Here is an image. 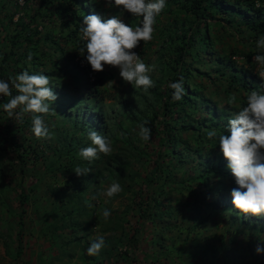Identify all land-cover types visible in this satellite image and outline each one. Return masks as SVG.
<instances>
[{"label": "rangeland", "instance_id": "1", "mask_svg": "<svg viewBox=\"0 0 264 264\" xmlns=\"http://www.w3.org/2000/svg\"><path fill=\"white\" fill-rule=\"evenodd\" d=\"M11 1L22 5L25 0ZM103 1L105 6L109 5L108 0ZM186 1L166 0L165 9L156 17L153 39L141 42L134 49L147 65L154 66V71L150 73L154 86L150 89H155L158 93H164V84L169 78L171 67L169 42L163 41L166 40V34L174 37V27L180 32L182 19L186 16L181 5ZM256 5L263 4L257 1ZM113 15L131 26L139 25L142 19L114 5L104 13V18ZM16 17L17 15L13 20ZM13 27L14 24L10 29ZM213 35L218 38L213 56L226 48L239 49L232 57L236 66L247 67L250 72L256 73L258 78L252 82L258 86V91L264 92V79L259 76L264 67L259 66L254 57L249 59L245 54L248 50L257 48L255 36L259 34H249L244 38L223 32ZM241 40L245 42V47L241 45ZM6 44L7 41L0 39L2 47ZM63 46L69 52L74 50L71 42H66L65 45L63 43ZM258 51L260 52L259 49ZM201 57L209 58L205 52H202ZM80 64L85 65L82 60ZM88 65H85V72L80 71L79 76L82 77L84 73L87 84L92 86L96 71ZM214 67L212 64L203 69L206 74L215 78L213 80L208 81L204 75L193 77L198 84L207 85L206 88H196L193 96L198 97L207 108H224L229 116H234L241 109V100H246L248 93L241 88L230 89L231 95L236 98L231 102L225 92L226 82L219 81L221 77L213 73ZM27 71L30 74L47 75L50 63L47 61L43 66L34 65ZM103 71L104 83L97 93H86L84 89L87 84H82L69 75L60 73L57 78H49L52 90L58 91L57 99L50 104L54 112L43 116L51 138L37 139L34 136L31 132L30 113H26L22 121L12 117L18 125L26 122L25 117L30 120L18 131L16 140L30 143L31 148H35V153L31 149L25 151L20 148L19 154L25 158V172L22 173L17 154L6 149L5 142L4 148L0 147V264H145L147 261L143 260L144 253L159 259H164L168 254L169 258L164 259L166 262L176 261L181 264H243V260L264 258V251L259 254L255 251L258 244L264 249V226L260 224L263 219L245 216L234 206L230 208L234 177L224 192L210 188L199 180L193 181L191 177L198 170V165L196 157L188 154L183 156L181 163L168 160L165 164L164 168L170 175L167 176V188L159 189L158 196L156 191L158 204L152 206L138 224L133 217L129 223L125 222L132 215L139 218L134 209V197L138 184L143 181L146 163L133 162L132 169L138 171L135 172L130 168L120 169L117 164L108 161V157L120 154V149L127 144L144 147V141L135 132L139 131L140 121L144 122V113L147 114V119L151 118L149 110L155 97L150 89L145 91L142 87L123 81L117 68L105 65ZM83 81L86 82L85 78ZM77 89L78 92L74 93ZM73 97H79L85 102L75 103ZM60 101L59 114L61 110L63 116H56ZM92 104L94 106L90 107ZM139 110H142L138 116L139 121L129 119ZM205 113L208 118L213 117L211 111L206 109ZM5 116L0 103V119L3 120ZM224 121L227 123L228 119ZM91 130L107 137L113 150L110 155H98L107 161L105 167L93 168V160L88 161L91 171L84 178L83 175L77 176L73 170L81 167V162L78 161L81 157L80 149L91 145L88 137ZM122 136L127 139L123 140ZM145 143L147 151L152 155L151 159H154L156 140L153 138ZM70 147L75 149L67 154ZM216 149H219L218 144ZM218 160L216 152H211L210 161ZM163 174L160 175L161 179L165 177ZM113 181L119 182L122 192L112 198L100 195L92 199ZM213 181L214 178H208V184H214ZM175 183L176 188H173ZM21 189L28 196L24 205L19 203ZM147 192L148 187L144 194ZM228 198L229 208H222ZM86 202L91 203L92 207H88ZM218 206L219 208H215ZM23 208L25 212L21 221L20 213ZM105 208L111 213L107 219L102 215ZM136 227L139 228L136 234L139 241L137 246L141 250L131 254L129 259L123 256L122 247ZM98 237L104 238V247L98 255H88L86 250L90 242ZM19 239L21 253L17 256Z\"/></svg>", "mask_w": 264, "mask_h": 264}, {"label": "trees", "instance_id": "2", "mask_svg": "<svg viewBox=\"0 0 264 264\" xmlns=\"http://www.w3.org/2000/svg\"><path fill=\"white\" fill-rule=\"evenodd\" d=\"M257 1L263 5L257 6ZM113 5L114 3H109L108 6H105L103 0H25L22 5L11 0L0 1V39L7 41L5 46L0 45V79L8 80L26 69L30 70L34 65L43 66L44 62L48 61L50 63V71L47 74L49 78H57V75L62 73L65 76H71L82 84H87L85 74L83 73L82 77L79 76L80 71L85 72L88 65L85 59L87 53L81 51L85 48L86 41L81 39L79 29L85 15L98 14L104 18V13L111 9ZM181 8L186 16L182 19L180 32L177 31V27H174V37L166 34V40L163 41V43H166L165 41L169 42L168 48L171 58L169 78L165 81L164 93H158L155 89H150L155 97V102L150 105L149 110L151 118L147 119L145 113L142 115V119L145 117L144 121H148L146 126L151 129L150 139L154 138L157 142L156 157L151 159L152 155L146 149V141H144L143 148H140V146L132 147V144H127L120 149V154L116 153L108 157V161L117 164L120 169L130 168L135 171L136 169H132L133 162L146 163L143 181L138 184L134 197V209L139 218L132 215L127 221L125 220L127 223L133 217L138 224L149 213L152 206L158 204L156 191L158 196L160 194L159 189L165 190L167 188V176L170 175L164 168L168 160L181 163L185 154L195 156L198 170L193 173L191 179L193 181L199 180L206 186L215 188L218 191L224 192L233 178L230 169L227 167V160L223 157L220 148L216 149L218 139L207 136L208 131H215L217 137L219 134H226L227 123H224V120H229L233 116H229L224 108L216 110L207 108V106L202 105L198 97L194 98V90L196 88H206L207 85L198 84L196 78L193 77L204 75L208 81L215 79L203 70L213 64L215 66L213 73L219 74L221 77L219 81L226 82L225 92L229 99L234 97L230 92L232 88H241L247 93L251 90L258 91V86L252 82L258 78V75L250 72L247 67L241 66L238 68L235 60L232 59L239 52V49L226 48L221 53L217 52L213 56L218 39L213 34L223 32L224 34L237 35L238 38H244L255 33L264 34V0H187L181 5ZM15 15H17L16 20H13ZM189 17H191V20ZM12 24H14V27L10 29ZM259 35L255 38L258 39ZM66 42H71L74 47L73 51L69 52L63 46V43L65 45ZM244 43L241 40L243 47L246 46ZM202 52L208 53L209 58L201 57ZM258 53L260 52L255 48L248 50L245 54L250 59ZM29 56H31L30 60ZM193 59H195V62H193ZM81 60L84 61L86 66L80 64ZM210 61L212 64H209ZM80 68L82 69L80 70ZM225 69L227 72H225ZM103 75L104 71L96 72L92 86L87 84L84 91L86 93H97L104 83ZM180 77H183L185 95L180 101L174 102L172 100L173 89L169 85L176 82ZM83 78L86 82L83 81ZM54 92L58 94V91ZM73 92H78V89ZM74 93L73 95H75ZM16 94H18L17 91L13 89L12 95ZM0 97L2 105L10 99V97ZM199 99L202 101V98L199 97ZM73 101L75 103L85 102L79 97H73ZM60 103L61 101L57 104L58 112L56 116H63L61 110V114H59ZM92 106L94 104L90 107ZM243 106H246V100L244 99L241 100L240 108ZM206 109L212 112V118L206 116ZM141 111L133 113L129 119L139 121L138 116ZM25 119L26 122H30L27 117ZM26 122L18 125L7 114L3 120L0 119V147L3 146L4 148L3 143L5 142L6 149H10L17 154L20 158L18 161H20L19 168L22 173L25 172V158L22 154H19L20 148L25 151L30 149L32 152L35 151L34 147L31 148L30 143L25 144L23 141L16 140L18 131L25 127ZM138 133L139 131L135 132L136 135H139ZM121 138L123 140L127 139L126 136ZM74 149L75 147L67 149V154H70ZM214 151L219 157L216 162L210 161L211 152ZM78 161L81 162V168H89L87 160L80 157ZM91 163L94 164L93 168H101L105 167L107 161L102 156H98ZM89 173L90 171L83 177H88ZM162 173L165 177L161 179L160 175ZM210 177L214 178V184H208V178ZM176 185L177 183L173 185V188H176ZM146 187H148V192L144 194ZM236 187L238 185L234 182L232 189ZM27 198V194L21 189L20 205H24ZM229 206L230 199L228 198V201L221 207L229 208ZM232 206L233 204L230 208ZM215 208H219V206ZM24 212L25 209L23 208L20 213L21 221ZM261 218L263 220L260 224L264 226V216H261ZM138 229V227L134 228L133 234L129 236L128 241L122 247L123 256L126 258L129 257L130 259L137 250H141L137 246L139 245L136 237ZM20 243L21 240L19 239L17 256L21 253ZM142 250L144 252L143 248ZM163 258L167 260L169 258L168 254ZM164 259L149 256L146 253H144L143 258L148 264H181L176 261L166 262ZM161 260H163V263H161ZM243 264H264V258L256 257L253 261L243 260Z\"/></svg>", "mask_w": 264, "mask_h": 264}, {"label": "clouds", "instance_id": "3", "mask_svg": "<svg viewBox=\"0 0 264 264\" xmlns=\"http://www.w3.org/2000/svg\"><path fill=\"white\" fill-rule=\"evenodd\" d=\"M108 3H114V6L133 16L142 17L139 25L131 26L115 15L107 19L98 14L85 15L79 29L81 39L86 41L85 48L81 51H86L85 59L93 71H103L105 65L115 67L123 81L147 91L154 86L150 75L154 71V66L147 65L134 49L141 42L146 43L153 39L156 17L165 9L166 0H108ZM256 47L260 53L254 56V60L259 66L264 67V34L257 39ZM259 76L264 79V71H260ZM50 84L48 75L30 74L27 70L8 80L0 79V96L10 97L2 105L3 111L9 118L15 117L21 121L26 113H30L31 132L37 139L51 138L43 119L44 115L54 112L50 104L57 99ZM169 87L173 89L174 102L180 101L185 95L183 77L170 83ZM13 89L18 94L12 95ZM235 99L231 97L230 101L234 102ZM147 123L148 121H144L139 125L138 134L143 141H149L151 138V129L146 126ZM207 136L218 139L220 151L238 185L230 192L235 209L245 216H264V92L251 90L247 94L246 106L227 121L226 134L217 137L215 131H208ZM88 137L91 145L79 151L83 159L90 162L97 159L101 153L105 156L112 153V144L107 137L95 130H91ZM73 171L77 176H81L91 169L76 167ZM122 190L119 182L113 181L106 189L97 192L92 199L100 195L112 198ZM86 203L88 207H92L91 203ZM110 214L109 209L102 210L105 219ZM104 243L103 237L96 238L90 242L87 254L98 255ZM255 251L259 254L264 249L258 244Z\"/></svg>", "mask_w": 264, "mask_h": 264}]
</instances>
